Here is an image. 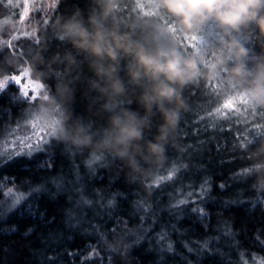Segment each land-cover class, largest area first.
Listing matches in <instances>:
<instances>
[{
  "label": "clouds",
  "instance_id": "1",
  "mask_svg": "<svg viewBox=\"0 0 264 264\" xmlns=\"http://www.w3.org/2000/svg\"><path fill=\"white\" fill-rule=\"evenodd\" d=\"M58 3L45 6L50 22L27 48L14 45L21 29L0 20V51L8 49L0 82L15 80L25 97L31 93L26 113L34 126L118 164L130 182L166 159L190 85L219 82L264 110V0H91L86 13L52 15ZM253 36L258 46L249 48L244 38ZM54 40L64 47L53 50ZM81 100L85 113L76 110ZM253 151L249 172L264 190V140ZM138 239L130 228L103 243L128 264Z\"/></svg>",
  "mask_w": 264,
  "mask_h": 264
},
{
  "label": "trees",
  "instance_id": "2",
  "mask_svg": "<svg viewBox=\"0 0 264 264\" xmlns=\"http://www.w3.org/2000/svg\"><path fill=\"white\" fill-rule=\"evenodd\" d=\"M90 3L91 0H59L56 8L49 11L52 15H68L80 8L86 13ZM128 14L126 9L122 15ZM11 15L6 0H0V20ZM45 21L50 22L45 6L37 7L24 22L25 32L32 33V36L23 35L21 30L18 33L20 39L14 41L15 47H29L33 43V37L38 36L46 26ZM15 24L20 29L19 24ZM244 42L249 48L258 46L254 36L250 39L245 37ZM58 47L64 45L54 40L53 50ZM7 51V48L0 51V57ZM220 85L219 82H211L189 86L185 93L188 98V110L183 114L166 159L159 168L136 183L130 182L126 171L115 163H105L106 166L101 167L99 162H94L91 165V169H94L92 171L88 164L92 157L88 152L69 149L54 138V147L47 152L34 153L31 157H13L5 163H0V176L12 175L17 169L48 159L49 152L53 157L52 168L32 177L17 179L6 189L0 190V225L7 223L32 198H40L57 206L52 228L22 245L10 243L0 264H16L21 258H24L22 264H47L49 257L54 259L56 264L55 253L68 244L66 232H79L96 242V251L83 260L82 264H102V255L120 260L105 247L103 241L105 237L111 239L112 236L130 228H135L139 236L144 235V229L148 231L145 239L133 243L128 264H139L133 258L134 253L151 257L154 264H186L187 259H191L193 264H243L240 254L244 253L249 264H259V259L254 262L252 257L253 254L257 258L264 257V244L256 239L264 230V202L257 200L259 193L253 187L254 177L250 174L248 166L257 159L253 149L264 140V134H258L255 143L245 144L243 148H240V142L254 136L258 131L257 125L264 127V116L260 115L261 110H256L253 115L252 109L244 104L225 107L231 94L219 87ZM214 88L216 91H213ZM27 107L28 99L0 122V141H3V136L11 127H15L17 123L23 124L27 118ZM131 107L135 108L137 105L132 104ZM217 108L221 109L219 114L216 113ZM76 110L85 113L86 101H78ZM26 128L28 134H31L32 125L29 124ZM18 134L23 135V129ZM13 139L14 137H8L9 143L0 144V148L11 152ZM172 162L187 164L188 167L181 168L177 177L162 181L157 188L154 185L157 175H165L166 172L162 169H170ZM76 165L79 166V174L82 177L84 195L93 201L92 205L78 206L76 201L80 197L75 190L57 191L51 183V178L61 173L74 178ZM243 169L246 170L247 176L243 174ZM25 181L30 182L33 187L45 184L46 190L33 193L15 207L9 208L11 198L6 195L7 189L18 186L20 191L27 192L29 184ZM205 181V196L193 203L192 198L187 195L188 192H198ZM150 183L153 184L151 189L148 187ZM221 183L225 184L224 188L220 187ZM97 190L117 194L116 207L108 206L102 209L100 204L107 205V199L101 201L100 196L96 194ZM111 198L109 195L108 199ZM179 199H185L188 203L181 205V211L171 210L169 205ZM141 201L151 205V209L140 206ZM195 207L204 209L203 217L199 212L192 211ZM70 212L75 214L71 221ZM81 218L86 222L77 224L76 220ZM228 230L231 236H224L223 233ZM161 232H166L173 242L175 254L165 252L161 255L158 243V234ZM217 235H220L221 239L218 242L213 241L212 247L219 248V252L208 253L205 250L202 255H197L195 252L189 253L184 247L187 242L195 248V241H203L209 236ZM129 239L135 241L136 237ZM261 240H264V236H261Z\"/></svg>",
  "mask_w": 264,
  "mask_h": 264
},
{
  "label": "snow or ice",
  "instance_id": "3",
  "mask_svg": "<svg viewBox=\"0 0 264 264\" xmlns=\"http://www.w3.org/2000/svg\"><path fill=\"white\" fill-rule=\"evenodd\" d=\"M47 21H45L46 23ZM17 39H20V37H17ZM219 87H222L227 93L232 94L235 93L238 97H240V93L235 90V89H227L224 88V86L221 84ZM213 91H216L214 88ZM31 96V93L28 94L27 99ZM231 105V100H229L226 104L225 107H229ZM221 112L220 108L216 109V113L219 114ZM253 115L256 114V110L252 109ZM261 116H264V110H261L260 113ZM31 124L32 125V132L31 134H28V130L26 128L27 125ZM258 131L257 133L252 136L251 138L247 140H241L240 142V148H243L245 144L251 145L256 142L258 138V134H264V127L257 125ZM23 129L24 134L20 135L18 133L21 132ZM42 133V135H41ZM14 137V139L11 141L13 150L11 152L7 151L6 148H0V157L3 159H0V163H5L7 160H11L13 157L15 158H20L23 156L31 157L34 153L38 152H47L49 151L52 147H54V142L52 140V137L49 133L43 131L42 129L36 127L33 125V123L26 118L23 121V124L17 123L15 127H11L10 131L4 135L3 141H0V144L7 145L9 143L8 137ZM94 162H99V166L104 167L106 166L105 161L99 159V158H92L91 160L88 161V164L91 169V165ZM40 168L42 169H50L53 167V157L51 153L49 152V158L46 159L43 163L39 165ZM75 167V174L74 178H70L68 175L61 173L59 176H55L51 178V183L56 187L57 191H67V192H72L75 190V193L79 195V200L76 201V204L79 206L81 204L84 205H92L93 201L90 199H87L84 195V185L82 184V177L79 174V166L76 165ZM187 164L183 163H177V162H172V165L170 169H162V171L166 172L165 175H157L156 180L154 181V185L159 188L160 184L162 181H168L172 180L174 177H177V174L180 172L181 168H187ZM94 171V169H91ZM243 174L247 176V172L245 169H243ZM14 179V178H10ZM26 184H29V190L27 192H23L19 190V187H14V188H8L6 195L11 198V203L8 205L9 208L15 207L17 204H19L22 200L26 199L27 197L31 196L33 193H38L42 189H45V184H38L36 186H31L30 182L25 181ZM205 185H207V181L204 182L200 186V189L198 192L191 191L188 192V197L192 198V202L195 203L196 200H202L203 197L206 194L205 191ZM6 187V184H0V188ZM149 189L153 187V184H148ZM221 188L225 187V184L221 183L220 184ZM254 188L257 189L258 191V196L257 200L260 202H264V190H260L257 188V186L254 184ZM46 190V189H45ZM97 195L100 196L101 201H104L107 199V205L101 203L100 207L107 208L108 206L111 207H116L115 204V198L117 194L109 193V192H100L97 190ZM111 195L112 198L108 199V196ZM188 201L185 199H179L177 200L174 204L169 205V208L171 210L175 211H181V205L187 204ZM140 206L146 207L148 209H151V205L145 204L144 201L140 202ZM31 207V206H30ZM0 208H2V205H0ZM193 212H199L200 215L203 217L204 216V209L202 207H195L192 208ZM35 214V213H33ZM148 213L146 212L145 215ZM74 213L70 212L69 214V221H71L74 217ZM154 217V213H153ZM41 218L44 219L43 214H41ZM54 219V218H53ZM83 222H86L83 218L77 219L76 223L81 224ZM141 227L143 228V224H141ZM32 230L29 229V232ZM147 229H144V235L139 236V239L136 242H139L140 240H143L147 236ZM103 235V234H101ZM224 236H231L230 230L225 231L223 233ZM261 236H264V230L261 231L260 235L256 237L257 241L260 243L264 244V240H261ZM50 239H53V237H50ZM221 239L220 235L217 236H209L203 241H195V244L197 247H192L190 246L187 242L184 243V247L187 248V251L189 253L195 252L197 255H202L203 252L206 250L208 253L212 252H219V248H213L212 243L213 241H219ZM158 243L160 244V252L161 255H163L165 252L167 253H173L175 254L176 249L173 245V242L170 240L166 232H161L158 234ZM238 243V242H237ZM95 252L96 250L93 249ZM241 256V261L243 264H249L248 260L245 259L244 253L240 254ZM253 261L255 262L257 259H259V264H264V257L257 258L255 254H253ZM104 257H101V260H103ZM47 264H55V260L49 257ZM109 264H111V258H109ZM186 264H193V261L191 259L186 260Z\"/></svg>",
  "mask_w": 264,
  "mask_h": 264
},
{
  "label": "rangeland",
  "instance_id": "4",
  "mask_svg": "<svg viewBox=\"0 0 264 264\" xmlns=\"http://www.w3.org/2000/svg\"><path fill=\"white\" fill-rule=\"evenodd\" d=\"M51 2L52 0H27V4H25V0H6L12 13L11 17L6 19L19 24L24 33L26 30L24 22L33 11L37 7L50 5ZM25 100L27 98L21 93L20 85L15 80L0 82V122L20 107ZM227 100H231L230 106L232 107L243 104V101L235 93L231 94ZM44 161L41 160L38 163L17 169L12 175L0 176V184H6V187L0 188V190L6 189L17 179L32 177L45 171L39 167ZM56 209L55 204L35 197L28 201L7 223L0 225V262L3 260L10 243L22 245L36 235L49 231L55 221ZM41 214H43L44 219L41 218ZM29 229L32 231L29 232ZM65 234L68 238V244L55 253L56 264H82V261L94 252L93 249L96 250V242L87 235L79 232H66ZM102 257H104L102 264H109V258L104 255ZM133 258L139 264H154L151 257L146 255L134 253ZM23 259H19L16 264H22ZM111 264H122V262L116 258H111Z\"/></svg>",
  "mask_w": 264,
  "mask_h": 264
}]
</instances>
